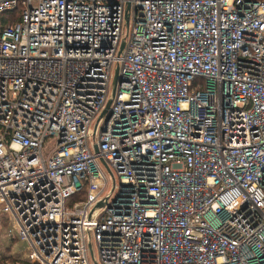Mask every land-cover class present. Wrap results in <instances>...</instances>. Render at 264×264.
Returning <instances> with one entry per match:
<instances>
[{
    "label": "built area",
    "instance_id": "obj_1",
    "mask_svg": "<svg viewBox=\"0 0 264 264\" xmlns=\"http://www.w3.org/2000/svg\"><path fill=\"white\" fill-rule=\"evenodd\" d=\"M0 217L28 264H264V0H0Z\"/></svg>",
    "mask_w": 264,
    "mask_h": 264
},
{
    "label": "rangeland",
    "instance_id": "obj_2",
    "mask_svg": "<svg viewBox=\"0 0 264 264\" xmlns=\"http://www.w3.org/2000/svg\"><path fill=\"white\" fill-rule=\"evenodd\" d=\"M114 68H115V65H113L112 66V72L114 73ZM97 118H98V114L96 115V117L91 121V123H90V130L91 131H93V129H94V126H95V124H96V122H97ZM104 117H102V119H103ZM103 121V120H102ZM100 163V162H99ZM100 167H101V169L103 170V172L106 174V176H107V178H108V180H109V189H111V187H112V184H113V180H112V176H111V174L109 173V171L106 169V167L102 164V163H100ZM1 226H2V223H0V228H1ZM11 226L13 227V228H15V224L11 221ZM3 244H4V246H3V248H4V251L6 250V247H8L9 246V243L6 241V240H4L3 241ZM21 250V251H25L26 250V242H24V241H21V240H19L18 238L17 239H15L14 240V243L12 244V250H14V251H16V250ZM4 253V252H3ZM4 255H7L6 253H4ZM23 257V256H22Z\"/></svg>",
    "mask_w": 264,
    "mask_h": 264
},
{
    "label": "trees",
    "instance_id": "obj_3",
    "mask_svg": "<svg viewBox=\"0 0 264 264\" xmlns=\"http://www.w3.org/2000/svg\"><path fill=\"white\" fill-rule=\"evenodd\" d=\"M84 198V188H82L81 191H79L75 196L74 199H83ZM1 218V217H0ZM2 222H4V220L2 219ZM11 248L10 245L8 247H6V251H4V248L2 247V250L0 249V252L2 253V257H3V261L6 262H10V264L15 263L16 261L19 262V264H28V261L20 256V254H13L11 252ZM6 253L7 255H4V253Z\"/></svg>",
    "mask_w": 264,
    "mask_h": 264
},
{
    "label": "water",
    "instance_id": "obj_4",
    "mask_svg": "<svg viewBox=\"0 0 264 264\" xmlns=\"http://www.w3.org/2000/svg\"><path fill=\"white\" fill-rule=\"evenodd\" d=\"M125 20H127V15H125ZM122 46H123V42L121 43L120 49L122 48ZM116 75H117V73H116V71H115V75H114V77H113V83H112L111 97H110L109 100L107 101L106 106H105V109L103 110L101 116H102L103 114L106 113V110H107L108 107L110 106V103H111V100H112V97H113V95H114V91H115ZM94 151L97 152V147H96V146H94ZM100 161L106 166V164H105V162H104L103 159H100ZM98 205H101V203H98Z\"/></svg>",
    "mask_w": 264,
    "mask_h": 264
},
{
    "label": "crops",
    "instance_id": "obj_5",
    "mask_svg": "<svg viewBox=\"0 0 264 264\" xmlns=\"http://www.w3.org/2000/svg\"><path fill=\"white\" fill-rule=\"evenodd\" d=\"M6 251V250H5Z\"/></svg>",
    "mask_w": 264,
    "mask_h": 264
}]
</instances>
